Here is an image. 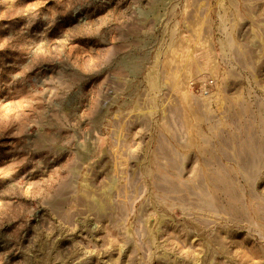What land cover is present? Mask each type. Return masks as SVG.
Returning <instances> with one entry per match:
<instances>
[{"label":"rangeland","instance_id":"1","mask_svg":"<svg viewBox=\"0 0 264 264\" xmlns=\"http://www.w3.org/2000/svg\"><path fill=\"white\" fill-rule=\"evenodd\" d=\"M0 264H264V0H0Z\"/></svg>","mask_w":264,"mask_h":264}]
</instances>
